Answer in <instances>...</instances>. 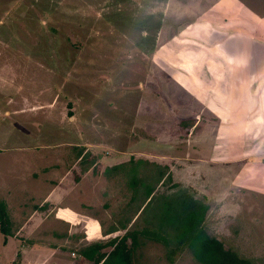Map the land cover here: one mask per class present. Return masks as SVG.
<instances>
[{
	"label": "rangeland",
	"instance_id": "rangeland-1",
	"mask_svg": "<svg viewBox=\"0 0 264 264\" xmlns=\"http://www.w3.org/2000/svg\"><path fill=\"white\" fill-rule=\"evenodd\" d=\"M204 63L254 65L261 80L264 0H0V200L13 221L0 264H95L72 253L121 235L83 234L57 207L83 213L85 197L94 217L121 212V230L133 219L126 230L157 237L186 193L209 206L210 234L264 264V91L243 70L244 87L196 85L224 104L221 137L219 116L199 112L173 82L178 67ZM248 120L263 132L249 135ZM119 192L138 194L134 214L128 201L116 205ZM57 196L65 201L50 202ZM140 242L132 264H199L189 250L172 263L163 242Z\"/></svg>",
	"mask_w": 264,
	"mask_h": 264
},
{
	"label": "trees",
	"instance_id": "trees-1",
	"mask_svg": "<svg viewBox=\"0 0 264 264\" xmlns=\"http://www.w3.org/2000/svg\"><path fill=\"white\" fill-rule=\"evenodd\" d=\"M149 196H146L147 199ZM179 199L181 208L172 213L174 205L170 204L161 217L162 234L159 233L157 237L151 231L145 233L127 230L109 243L112 246L110 250H106L107 244L95 243L82 251L83 256L95 264H132L136 248L141 244L140 238L144 237L163 242L168 248V257L172 263L181 251L189 250L199 264H254L251 259L227 248L222 240L210 234L205 226L209 210L206 203L188 193L181 195ZM134 204L132 200L129 207H134ZM132 210L135 207L131 212ZM12 235L13 221L6 203L0 200V242L6 244ZM129 240L131 241L128 242Z\"/></svg>",
	"mask_w": 264,
	"mask_h": 264
},
{
	"label": "crops",
	"instance_id": "crops-1",
	"mask_svg": "<svg viewBox=\"0 0 264 264\" xmlns=\"http://www.w3.org/2000/svg\"><path fill=\"white\" fill-rule=\"evenodd\" d=\"M205 46H206V44H204V42L201 41V40L197 41L196 44H195V47L206 48ZM246 53H249V50H247ZM251 53H253V52H251V50H250V54ZM182 54H184L183 51H181L179 53V55H182ZM199 56L201 57L203 55H199ZM250 57H252V56L250 55ZM176 66H178V65H176ZM208 66H210V64L204 63L200 67L201 69H199L198 71L196 69L193 70L191 67L187 68L188 65H185V69H182V68H179L178 67L179 76L177 78H179L180 81H178L177 78L176 79L173 78V82L175 84V88H177L176 87V85H177L178 87L182 88L185 91V94L186 95H189V98L187 100H185L186 102H188V100L194 99V101L199 106V108H198L199 112L202 113L203 111L206 110V112L208 111L209 113H211L212 115H214L216 118H218L217 116H219L220 121H219V125L217 127V130H218L217 133H219L221 135V134H224L225 133V132H223V128L224 127L221 126V124H223L222 122L224 121V117L222 116L223 109H219V108H217V106H220L221 105L223 107L224 104L222 102L221 103H218L217 102L216 105H213V103L210 104L209 103V99H208V97H210V95L207 96V94H206L205 91H199L203 95H201L200 93H198L196 91V89H195L196 88V85L200 83V89L202 90L203 87L205 86V83H207L208 80L214 79L215 80V83H217L218 81L220 82V85H221L220 87H222L221 92H223V87L226 88V84L229 87V85L231 84V81H234L232 83H236V81H237L238 84H241L244 87L247 84L246 81H245L247 79V76L244 77L243 76V73L246 72L247 75L250 74V77H251V78H248V81L250 83V89L255 90V88H258V90H263L264 91V69L260 71V74L259 75L262 76V78L260 80L259 79V76H258V79H257V75L254 76V74H253L257 70L256 69V66H254V65L252 67H248V68H246V67H240L238 65L237 66H231V67H227L226 68L224 66V64H223L222 67L221 66H213V67H209L208 68ZM241 70H243V73H242V75H239L240 72H241ZM195 73H199L200 77H197L195 75V77H196L195 78L194 77V74ZM143 100L146 101L147 99H143ZM143 100L141 101V103L138 102L136 104V106H135V109L136 110L139 109V107L143 103ZM262 102H263L262 103V107H263V110L262 111H263V113H261V115H262L261 118H262V121L264 122V100ZM253 103H255V100L253 102H251V105H253ZM211 105L215 106V108L211 107ZM253 106L255 107V104ZM120 108L123 109V111L121 112V114L122 113L127 114V112H131V110H129L124 105H120ZM112 111H113V109H111L110 112L112 113ZM253 111H254V109H253ZM196 114L197 113H194V115L191 116L190 121L194 118V116ZM77 116H78L77 115V111L75 110V114L73 115V118L72 119H75V117H77ZM94 116H93V118H94ZM240 120H241V118H240ZM190 121H186V122L184 121V123H189ZM253 122H254V120L253 121H250V120L247 121V125L249 127L248 128V131H249L248 133H249V135L250 134H254L255 136H258V135H260V133H261L262 130L260 132H256L255 130H252L251 127L253 125ZM240 123H241V125L243 124V122H240ZM194 126H195V124H194ZM263 128H264V125H263ZM120 130H122V126H121V129ZM184 130H186V129H184ZM123 131H125V130H123ZM123 131H116V132L119 133V132H123ZM222 136L223 135H221V137ZM138 152H140V151H138ZM123 153H125V152H123ZM158 158H161V157H158ZM162 158L163 159H170L172 157L167 155V156H164ZM60 177H61L60 180L63 183H67L70 180V175H69L68 172L67 173H62L60 175ZM118 178L119 177L112 178L111 181L117 182ZM73 179H75V177ZM75 184L78 185V182H75ZM123 184H125V183H123ZM90 189H91V185L89 186L87 184L86 187L80 189V192L81 193H85L86 195L89 196ZM124 195L125 194H123L121 192L118 193V196L114 200V202L116 203L117 206H119V204L121 202L123 203L124 201H128V204H129V202H132V199L134 200L135 195H138V194L136 192H131V194L129 195V198H126V197L124 198ZM56 200H59L58 202L65 201V199L63 197L57 196V197H55V199L50 200V202L53 203ZM80 201H81V207L85 209V212H83L85 214H83V213H77L75 210H73V209H71L69 207H65V208L64 207H57V211H61V212H59L60 215H62L63 213H65L64 215H66L65 216L66 219H61V220H63L64 222H66L69 225V227L74 228V226H76V225H81V227H85V230H83V234H85V233L86 234H101V235L103 234V236L101 238H107L108 236L115 237L116 235H122L125 232H127L126 229H129L132 226V224L134 223L133 219L131 221L125 222V228L123 230H121L122 229V227L120 226V218L122 217V213L121 212H119L118 214H116V216H114L112 214L111 215L109 214V215H106V217L101 216V218H99V217L96 218V217H94V213L93 212L91 213L93 215L92 216L86 210V208L88 206L91 207V205H90V202L91 201L86 200L85 197L82 198ZM107 203L104 205V202H101V205L103 204L101 209H103L104 206L107 207V205H108ZM49 204L50 203L48 202L47 205H49ZM61 204H63V203H61ZM108 218H109L110 221H107ZM70 232H73V229H71ZM102 242L103 241L98 242V243H102ZM102 244H107V243H104L103 242ZM110 246L111 245L107 244L106 250ZM111 248H112V246H111ZM73 253H75V252H73ZM73 253H72V255H73ZM73 256H75V255H73ZM75 257H77L76 259H78V257L83 258L84 256H83V254L81 252V254L80 253L78 255L76 254Z\"/></svg>",
	"mask_w": 264,
	"mask_h": 264
},
{
	"label": "built area",
	"instance_id": "built-area-1",
	"mask_svg": "<svg viewBox=\"0 0 264 264\" xmlns=\"http://www.w3.org/2000/svg\"><path fill=\"white\" fill-rule=\"evenodd\" d=\"M73 255H75V256H76V254H75V253H73Z\"/></svg>",
	"mask_w": 264,
	"mask_h": 264
}]
</instances>
